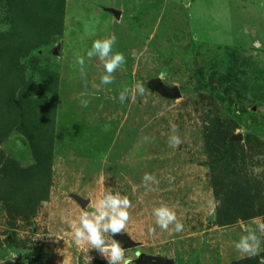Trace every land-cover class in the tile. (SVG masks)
Returning <instances> with one entry per match:
<instances>
[{
	"label": "rangeland",
	"instance_id": "1",
	"mask_svg": "<svg viewBox=\"0 0 264 264\" xmlns=\"http://www.w3.org/2000/svg\"><path fill=\"white\" fill-rule=\"evenodd\" d=\"M50 15L62 20L61 35L47 46L59 43L57 56L35 55L37 36L20 32L16 58L10 66L0 62V74L11 72L14 85L25 78L27 106L42 119L26 144L19 139L28 121L20 117L27 110L19 105L21 84L13 95L0 94V253L32 255L31 264L113 262L111 248L105 250L108 233L100 248L77 246L71 235L72 222L111 193L131 202L119 234L139 250L163 253L174 264H258L264 257L258 229L264 223V0H0V54L14 46L5 45L13 27L36 29ZM113 35L106 59L119 52L125 63L104 85L99 53L88 59L87 52ZM78 56L85 58L83 74ZM15 66L22 74L9 71ZM156 80L180 96L162 97L151 89ZM172 136L182 141L178 147L169 146ZM145 173L155 182H144ZM221 197L233 202L231 221L219 215ZM161 206L175 212L182 231H174L175 223L167 231L156 224L153 211ZM247 226L259 239L256 256L235 247Z\"/></svg>",
	"mask_w": 264,
	"mask_h": 264
},
{
	"label": "clouds",
	"instance_id": "2",
	"mask_svg": "<svg viewBox=\"0 0 264 264\" xmlns=\"http://www.w3.org/2000/svg\"><path fill=\"white\" fill-rule=\"evenodd\" d=\"M116 42L115 35L111 36L105 40H95L92 44V48L87 52V58L91 59L92 56L96 53H99L101 61L104 63V69L107 75L101 77V83L104 85L111 84L114 81L113 75H111L117 67H121L125 63V57L122 53H115L111 56L110 59H106L109 56V53L112 52V46ZM254 48L261 47L259 41L253 42L252 45ZM80 66V71L83 74V66L85 63V58L83 56H78L75 61ZM135 89H139V93L143 95L144 87L137 83L134 86ZM128 89H125L124 92H121L119 97L121 102L124 99L125 92H128ZM133 99L135 96L133 95ZM83 107H87L88 101H81ZM172 131L175 132L176 128L173 126ZM182 141L179 136H172L169 138L170 147H178ZM144 182L147 180H152L155 182L154 176L145 173ZM131 202L127 196L121 197L119 194L113 196L111 193L104 195L103 198L98 199L94 205V210L83 211L78 217V222H72V238L73 242L77 246H82L84 244H90L93 248H100L101 245L105 244V240L102 239V233H109L114 236L119 234L126 226V223L129 219V213L127 209L131 207ZM153 215L156 217V224L162 229L167 231L169 225L175 223L174 231L180 232L183 230V224L178 222L176 219L175 212L171 211L165 206L155 208ZM107 221V222H105ZM243 224L242 221H240ZM258 229L260 232L264 233V223L258 224ZM152 232L155 229H151ZM244 231L248 232V235L242 236L238 243L235 244V247L241 253H251L250 256H256L259 252V239L253 232L250 226L244 228ZM256 241L255 246H250L248 240ZM111 248V259L113 261H122V264H132L130 258H125L124 249H122L119 242L115 239H112L111 243L105 245V250ZM139 255V253H137ZM16 259V254L11 253L9 256L5 257L4 260H0V264H8L10 261L11 264H14ZM259 264H264V257H261Z\"/></svg>",
	"mask_w": 264,
	"mask_h": 264
},
{
	"label": "trees",
	"instance_id": "3",
	"mask_svg": "<svg viewBox=\"0 0 264 264\" xmlns=\"http://www.w3.org/2000/svg\"><path fill=\"white\" fill-rule=\"evenodd\" d=\"M8 1H12V0H8ZM16 1V0H15ZM22 5V4H21ZM23 6V5H22ZM63 8L61 6V9H60V13L58 15V18L63 14ZM12 16H15L14 14H12ZM18 22V19L12 23H17ZM60 22V24L58 23ZM58 22L56 23V20L53 19V15L49 16L48 20L44 21V23L40 26H38L36 29H34V27L30 24V23H20L17 27H13L12 29V33H10L8 36H6V42H5V45L7 46L8 44H10L11 46L12 43L14 44L13 48H10L11 51H9L7 49V47L4 48L2 54H0V58H2L0 60L3 61V60H7V63L6 61L2 62V65L3 66H6V65H9V62L11 60H14V58H16L17 54L15 53V44H16V38L18 37H21L20 36V32H24L25 34L29 35V33H33L37 36V39L34 40L35 44H37V46L35 47L37 50V48H41V51L42 52V56H44V51L43 50H47L49 49L47 46L51 45L54 41V37L57 36V35H61L62 33V20H59L58 19ZM27 32V33H26ZM25 37V36H24ZM28 37V36H26ZM31 37V36H29ZM31 40V38H29ZM32 41V40H31ZM1 45V43H0ZM43 47V48H42ZM38 51V50H37ZM35 55L36 54V51L34 53ZM0 66H1V63H0ZM10 66V65H9ZM10 70L9 71H12V70H17L16 66L15 68H11L9 67ZM19 72V74H22V68H20L19 70H17ZM21 77V75H20ZM14 81H15V77L13 76V74L11 72H1L0 74V94H4V93H11V95L14 94V91H15V87H18L20 84H21V87L19 89V97H20V100H19V105L22 104V105H25V107H27L25 111H20V117H24L27 116L28 117V121H26L27 123H25L22 127H24V129L19 131V139L20 140H24L25 142L27 141L26 144H31L32 140H29V137L31 135L34 134V130L37 129L38 126H35V124L39 123V121H41V117L39 115V113L37 112V110L33 111V110H30L29 107H31V105H28L27 106V99L29 98V95H28V91H27V88H28V84L27 82L25 81V78L22 77L21 78V82L19 81L18 85L15 84L14 85ZM47 85L48 86H51L53 85V83L51 82H47ZM48 89L53 92L54 90V86L52 87H48ZM36 101V100H35ZM43 106V103L39 104V107H42ZM24 106H22L23 108ZM22 110V109H21ZM42 116V115H41ZM4 119H6V117H3ZM40 124V123H39ZM21 126V125H20ZM32 126V127H31ZM40 127V126H39ZM26 128V129H25ZM29 128V130H28ZM12 129V127H10V129L7 130V132H9L10 130ZM13 131L9 132L8 134H11ZM14 134V133H12ZM36 134H34L35 136ZM32 139V138H31ZM29 144V145H30ZM31 146V145H30ZM32 151L35 152L33 146L31 147ZM35 160V159H34ZM219 163V161L217 162ZM233 202L232 201H227L226 198L224 197H221L220 198V205H219V208L218 210L220 211V214L221 215V212L223 213V215H228V217L225 219V221H231V214H232V211H233ZM12 243V242H10ZM2 258L4 256H1ZM1 260H4L2 259ZM175 264H202L200 263V261H193L191 259V261H183V260H180V259H177L175 260ZM259 264V263H258Z\"/></svg>",
	"mask_w": 264,
	"mask_h": 264
},
{
	"label": "water",
	"instance_id": "4",
	"mask_svg": "<svg viewBox=\"0 0 264 264\" xmlns=\"http://www.w3.org/2000/svg\"><path fill=\"white\" fill-rule=\"evenodd\" d=\"M112 14H115V16L118 17L119 13H115L113 10L110 11ZM60 45L59 43L56 44V46H52L50 49L43 50L44 56L51 57L52 59L59 54ZM37 55H42L41 51L36 52ZM151 89L161 95L164 98H176L180 96L179 90L176 87H167L163 85L160 81L156 80L152 84ZM76 201L80 205H84V202H82L81 199H77ZM109 238L115 239L117 242L120 243L122 249L124 250H132V264H174V261L169 256L163 254V253H146L143 250H139V243H134L131 241L125 234H116L112 236L110 232L108 233ZM131 248V249H130ZM139 253V255H137ZM122 262V261H121ZM120 262V263H121ZM118 261L116 264H120ZM95 264H103L100 262H96ZM106 264H113L112 262H108Z\"/></svg>",
	"mask_w": 264,
	"mask_h": 264
},
{
	"label": "flooded vegetation",
	"instance_id": "5",
	"mask_svg": "<svg viewBox=\"0 0 264 264\" xmlns=\"http://www.w3.org/2000/svg\"><path fill=\"white\" fill-rule=\"evenodd\" d=\"M130 251L131 250H129L128 251V254H130ZM10 254H6V255H4V254H1L0 253V258H2L1 256H4L2 259H4L5 257H7V256H9ZM128 258V257H127ZM33 259V256L31 255H27V254H21L20 256H17L16 255V259L15 260H17V261H19L20 263H23V264H31V260ZM103 262V261H102ZM117 262V261H116ZM116 262L115 261H113L112 263L113 264H116ZM119 263L121 262V261H118ZM96 263V262H95ZM94 263V264H95ZM101 263V262H100ZM106 263H108V262H103V264H106ZM120 264H122V262L120 263Z\"/></svg>",
	"mask_w": 264,
	"mask_h": 264
}]
</instances>
